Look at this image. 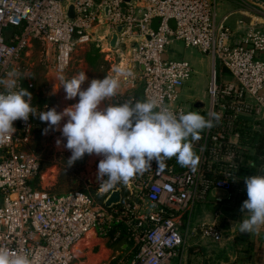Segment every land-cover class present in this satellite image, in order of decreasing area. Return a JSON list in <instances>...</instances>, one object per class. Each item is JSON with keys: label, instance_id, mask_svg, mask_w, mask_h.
<instances>
[{"label": "built area", "instance_id": "1", "mask_svg": "<svg viewBox=\"0 0 264 264\" xmlns=\"http://www.w3.org/2000/svg\"><path fill=\"white\" fill-rule=\"evenodd\" d=\"M237 1L264 8V0ZM119 26L124 29L112 50ZM176 42L212 60L207 108L202 102L192 110L181 100L194 71L189 61L167 55ZM92 44L117 57L109 77L120 87L112 103L154 99L174 114L198 111L211 119L198 140L188 138L199 157L196 169L172 157L163 160V168L153 161L126 184H100L96 175V195L51 194L33 185L40 162L29 147L41 121L38 115L18 119L15 130L0 140V249L23 254L31 264H72L76 245L93 236L129 243L128 264H170L197 230L218 243L222 232L215 221L192 229L190 224L195 210L208 205L217 208V217L238 211L245 190L242 169L253 166L264 132V28L248 26L237 38L209 0H0V90L15 79L32 93L37 111H46L54 104L24 75L30 50L38 46L39 63L61 75L74 54ZM253 174H264V166ZM117 189L120 203L107 208L105 200Z\"/></svg>", "mask_w": 264, "mask_h": 264}, {"label": "clouds", "instance_id": "2", "mask_svg": "<svg viewBox=\"0 0 264 264\" xmlns=\"http://www.w3.org/2000/svg\"><path fill=\"white\" fill-rule=\"evenodd\" d=\"M117 71L133 75L130 70ZM119 87L115 77L89 79L82 71L63 79L58 87L63 89L65 100L76 99L74 104L62 111L52 107L38 112L31 102L32 93L18 87L13 79L0 90V140L7 139L15 130L14 121L26 122L30 116L38 115L47 125L43 134L59 130L64 148L71 153L66 159L68 167L86 154L102 157L97 163L100 184H126L153 161L163 168V160L172 157L179 165L195 171L199 157L188 138L198 140L201 131L212 126L211 119L196 112L174 114L159 108L154 99L106 104L108 98L117 95ZM215 115L209 113L210 117ZM62 120L65 122L61 125ZM56 143L59 145L61 140ZM243 180L247 199L240 206L238 230L252 233L264 225V174L248 175ZM0 264H31V261L23 254L11 255L0 249Z\"/></svg>", "mask_w": 264, "mask_h": 264}, {"label": "rangeland", "instance_id": "3", "mask_svg": "<svg viewBox=\"0 0 264 264\" xmlns=\"http://www.w3.org/2000/svg\"><path fill=\"white\" fill-rule=\"evenodd\" d=\"M209 1L213 3L215 13L218 18L223 17L228 10L233 9L236 6L239 8L244 7V5L239 3L237 0ZM235 2L237 4H235ZM228 6L233 7L227 9ZM39 52L40 48L35 46L33 52H31L30 58L26 60L27 63L22 64L25 68L24 75L35 83V90L38 93H46L48 94L47 96L51 95V100L54 101L55 106L61 108L62 110L76 102V99L65 100L63 89L60 88L58 90V87L63 79H70L72 76L82 71L86 73L89 79H98L103 78L104 76H110L112 66L117 60V57H115L114 53L110 52V49H106V47H104V49L96 48V46L92 44L83 49H79L74 54L71 65L64 74H48L44 66L39 63ZM167 55L171 59H185L193 66L194 72L185 84L184 89L180 91L183 104L191 107L192 110H195L193 108L194 104L201 101L207 108L209 104L207 88L211 70V66L206 58L208 56L203 55L194 49H186L180 42L172 44V46L168 49ZM55 84H57V88H54ZM83 86L86 87L87 82H85ZM188 95L192 96V98H188ZM193 112L198 113V111ZM57 139L61 140L59 145L56 143ZM29 149L37 156L42 166L40 177L36 181V187L38 189L46 190L55 195H65L76 190L86 191L92 195H96L98 193L99 188H95L92 183L97 175V163L100 159H102L101 156L86 154L71 167H68L66 159L71 153L69 150L64 148L63 137H61L59 130L52 131L49 135H39L35 140L32 139ZM104 185H106V183ZM216 209L217 208L215 206L208 205L202 208V214L195 210L192 216V221L193 224H195L199 215H201L202 219L205 220L204 222L207 223L214 222L212 221L213 218L215 219V222L217 220L216 223L222 232V239L218 243L210 241L211 243L209 244L210 246L220 247L224 246L227 242L226 240L229 238L228 236L233 234L234 236L237 235L238 226L236 224L237 221H239L241 214L239 211L234 212L227 210L223 211L220 217H217ZM228 212H230L229 215L231 221L233 222L231 227H229V231L227 220L222 222L221 225L218 223V220L226 217ZM229 240H231V238ZM94 241L95 238L92 236L89 240H87V242H82L76 248V259L73 260L72 264L86 261L88 253L98 256L103 251L108 252L109 255L101 264H128L131 247L129 248L125 242H122L121 240L119 242H111L105 239L107 242L106 244L110 242L111 245H106L107 247L102 249L99 245L95 246ZM85 243H88V246ZM192 248L198 249V247L195 246Z\"/></svg>", "mask_w": 264, "mask_h": 264}, {"label": "crops", "instance_id": "4", "mask_svg": "<svg viewBox=\"0 0 264 264\" xmlns=\"http://www.w3.org/2000/svg\"><path fill=\"white\" fill-rule=\"evenodd\" d=\"M235 4L237 3L235 2ZM230 7L233 6H228L227 9H230ZM220 18L225 19L226 23L234 30L237 38L241 36V34L248 26L254 25L264 28V8L262 6H253V7L249 6L243 8H239L236 6L235 8L228 10L227 13ZM34 48H32V50L30 51L33 52ZM29 58L30 57H28V59ZM206 58L211 66L212 60H210L208 57ZM48 74H52V73L48 72ZM225 80L229 81L230 78L228 76H225ZM209 81H210V77H209ZM136 93L140 94V90H137ZM38 94L41 97L50 100L54 104L53 107H55L57 111H62L61 108L55 106L54 101L51 100V95L47 96L48 94L46 93L43 94L38 93ZM262 94L264 95V91L262 92ZM188 98H192V96L188 95ZM106 103L112 104L111 98H108V100H106ZM64 122L65 121L62 120L60 122L61 125ZM46 126H47L46 122H41V127L38 131L35 132L33 140H35L39 135L44 136L52 133L51 130H49L47 134L42 133V130ZM259 160H261V158ZM259 160L254 162L256 166L262 165V162H260ZM202 211L203 210L200 209L198 210V213L202 214ZM229 214L230 212H228L226 217L220 218L218 220V223H220V225L222 224V222L227 220L228 231H229V227H231L233 223L231 221ZM204 221L205 220L202 219L201 215H199L196 219L195 224H193V221L191 220L190 228L191 229L199 228L202 223H205ZM212 221H215V219L213 218ZM236 225L238 226V223ZM228 237L229 238L226 240L227 242L224 244V246H220V247L210 246L209 244L211 243L210 240L206 241L207 239L205 240V238L201 236L200 231L197 230L195 234H191L188 236L183 249L177 252V255L172 259L170 264H264V225L259 226L257 230L252 233H241L238 230L236 236H234L233 234ZM230 238L231 240H229ZM87 240H89V238H85L84 240L79 242L76 245L75 250L80 245V243L85 242ZM106 243L107 242L105 241V239L101 240L95 237V241H94L95 246L99 245L100 247H102V249H105V247H107L106 245H111L110 242L108 244ZM194 246L198 247V249L192 248ZM108 255L109 253L105 251L100 253V255L98 256L93 255L92 253H88V257H86L87 258L86 261L75 264H101L103 260L107 259Z\"/></svg>", "mask_w": 264, "mask_h": 264}, {"label": "trees", "instance_id": "5", "mask_svg": "<svg viewBox=\"0 0 264 264\" xmlns=\"http://www.w3.org/2000/svg\"><path fill=\"white\" fill-rule=\"evenodd\" d=\"M36 99H38V98H36ZM44 101H45V99H39L38 102H41L42 103ZM260 158H261V160H259ZM252 160H253V166H251V167H245L244 169H242L243 179H244V177H246L248 175H252L253 172H255L257 169H260L261 167H263L262 165H264V132L261 135H259L258 144L256 146V154L252 158ZM257 160H259L260 162H262V165L256 166L254 164V162L257 161ZM39 162H40V160H39ZM41 170H42V166H41V162H40V174H41ZM37 179L34 181V184H33L35 187H36V181H37ZM245 199H247V196H246V191L244 190V192L242 193L240 199H238V211L239 212H240V206H241L242 202ZM240 214H242V213L240 212ZM121 241L122 242H125L129 248L131 247V245L129 243H127L125 240H121Z\"/></svg>", "mask_w": 264, "mask_h": 264}, {"label": "water", "instance_id": "6", "mask_svg": "<svg viewBox=\"0 0 264 264\" xmlns=\"http://www.w3.org/2000/svg\"><path fill=\"white\" fill-rule=\"evenodd\" d=\"M68 16L73 19L75 16L74 13V7L70 6L69 7V12ZM124 29V26H119L116 30V32L112 35V40L110 43V48L114 50L117 47V42H118V34L121 33ZM203 107V103L201 101H198L194 104V108L199 109ZM97 181V180H96ZM121 201V192L120 189L112 191L107 199L105 200L104 204L107 208H111L113 206H116L120 203Z\"/></svg>", "mask_w": 264, "mask_h": 264}, {"label": "bare ground", "instance_id": "7", "mask_svg": "<svg viewBox=\"0 0 264 264\" xmlns=\"http://www.w3.org/2000/svg\"><path fill=\"white\" fill-rule=\"evenodd\" d=\"M91 240H92V239H91ZM91 240H90V241H91ZM86 242H87V241H86ZM88 243H89V242H88ZM88 243H87V244H88ZM80 244H81V243H80ZM85 244H86V243H85ZM87 244H86V245H87ZM87 246H88V245H87ZM90 246H91V245H90Z\"/></svg>", "mask_w": 264, "mask_h": 264}]
</instances>
